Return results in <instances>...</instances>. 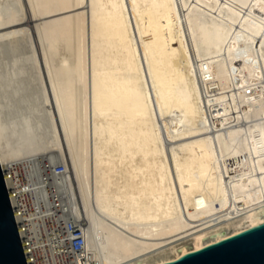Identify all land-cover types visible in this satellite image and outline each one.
<instances>
[{"label": "bare ground", "instance_id": "1", "mask_svg": "<svg viewBox=\"0 0 264 264\" xmlns=\"http://www.w3.org/2000/svg\"><path fill=\"white\" fill-rule=\"evenodd\" d=\"M0 161L34 179L65 165L93 264L252 227L264 0H0Z\"/></svg>", "mask_w": 264, "mask_h": 264}, {"label": "built area", "instance_id": "2", "mask_svg": "<svg viewBox=\"0 0 264 264\" xmlns=\"http://www.w3.org/2000/svg\"><path fill=\"white\" fill-rule=\"evenodd\" d=\"M52 177L43 170L32 178L28 171L3 176L27 264H93L86 251L87 219L76 214L78 199L65 165Z\"/></svg>", "mask_w": 264, "mask_h": 264}, {"label": "water", "instance_id": "3", "mask_svg": "<svg viewBox=\"0 0 264 264\" xmlns=\"http://www.w3.org/2000/svg\"><path fill=\"white\" fill-rule=\"evenodd\" d=\"M252 227L159 264H264V206ZM0 264H27L0 161Z\"/></svg>", "mask_w": 264, "mask_h": 264}, {"label": "rangeland", "instance_id": "4", "mask_svg": "<svg viewBox=\"0 0 264 264\" xmlns=\"http://www.w3.org/2000/svg\"><path fill=\"white\" fill-rule=\"evenodd\" d=\"M191 245V244H190Z\"/></svg>", "mask_w": 264, "mask_h": 264}]
</instances>
